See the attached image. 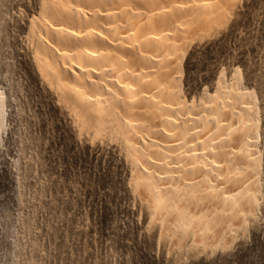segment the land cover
Listing matches in <instances>:
<instances>
[{
	"label": "bare ground",
	"instance_id": "bare-ground-1",
	"mask_svg": "<svg viewBox=\"0 0 264 264\" xmlns=\"http://www.w3.org/2000/svg\"><path fill=\"white\" fill-rule=\"evenodd\" d=\"M238 1L41 0L30 20L44 84L81 135L120 141L150 224L181 244L192 233L223 245L264 201L261 119L242 77L199 102L184 90L188 47L222 29ZM7 118L0 87V138Z\"/></svg>",
	"mask_w": 264,
	"mask_h": 264
},
{
	"label": "rangeland",
	"instance_id": "rangeland-1",
	"mask_svg": "<svg viewBox=\"0 0 264 264\" xmlns=\"http://www.w3.org/2000/svg\"><path fill=\"white\" fill-rule=\"evenodd\" d=\"M40 2L0 0V264H264V201L223 245L192 233L181 244L150 224L123 145L81 135L38 74L28 35ZM240 2L225 27L188 47L183 82L186 102H199L242 77L261 119L264 197V0Z\"/></svg>",
	"mask_w": 264,
	"mask_h": 264
}]
</instances>
